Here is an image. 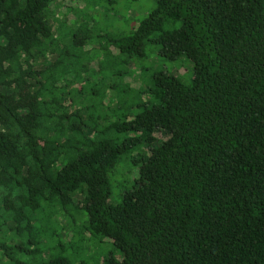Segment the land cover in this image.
<instances>
[{"label":"trees","instance_id":"16d2710c","mask_svg":"<svg viewBox=\"0 0 264 264\" xmlns=\"http://www.w3.org/2000/svg\"><path fill=\"white\" fill-rule=\"evenodd\" d=\"M66 1L0 0V264H73L93 237L116 252L95 264H264V0H154L99 35L69 6L55 33ZM159 57L188 81L114 102L118 69Z\"/></svg>","mask_w":264,"mask_h":264},{"label":"rangeland","instance_id":"374dc122","mask_svg":"<svg viewBox=\"0 0 264 264\" xmlns=\"http://www.w3.org/2000/svg\"><path fill=\"white\" fill-rule=\"evenodd\" d=\"M101 0H75L69 4V2H58L52 5L53 10V21L55 33L62 26L63 34L67 31L65 28V23L74 17L72 10H68L66 7H72L76 10L81 19H86L92 25L94 33L104 34V33H118L126 34L132 28L136 26L140 19L145 17L148 11L153 7L154 0H113V3L109 4L106 2L105 9L101 3ZM111 1V0H110ZM98 2V5L96 4ZM56 35V34H55ZM95 46H93V49ZM110 52L112 49L110 48ZM92 60H91V72L93 74H107L108 71L104 70L102 73H96L99 68V62L103 58V55L99 50H91ZM94 54V57H93ZM100 66V65H99ZM104 69V66H103ZM191 64L186 60V58H177L174 61L165 60L161 57L150 58L143 68H136L131 65H122L119 70V76L116 83L117 92L112 98L115 101H121L124 91L130 89L135 94L134 103L143 101L145 99V93L142 92L143 89L150 85L151 74L155 70H160L162 72L172 74L173 76L180 79L182 82H187L190 78ZM100 70V69H99ZM188 70V71H187ZM94 71V72H93ZM184 71H187L184 73ZM190 74V75H189ZM96 78H91V82H96ZM78 81V80H77ZM78 84V82H76ZM139 93V98L137 93ZM112 104V103H111ZM134 109L129 110L133 112ZM135 172H128L125 175L124 180L131 179ZM110 187V204H114L118 198L120 192L123 190L122 186H115V183H119L117 178H112ZM78 225V222L77 224ZM75 227V226H74ZM93 242L84 241L79 244L78 250L75 248H65L63 249V255H68L71 258L73 264H76L78 260H84L87 264H95L101 261L102 257L106 256L109 251L115 256L116 252L113 251L108 243V239L93 237ZM68 247V246H67ZM72 254V255H71ZM118 255V254H117Z\"/></svg>","mask_w":264,"mask_h":264}]
</instances>
